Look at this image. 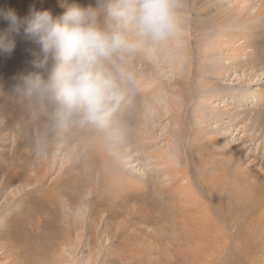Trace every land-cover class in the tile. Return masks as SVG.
Instances as JSON below:
<instances>
[{
  "label": "rangeland",
  "instance_id": "obj_1",
  "mask_svg": "<svg viewBox=\"0 0 264 264\" xmlns=\"http://www.w3.org/2000/svg\"><path fill=\"white\" fill-rule=\"evenodd\" d=\"M59 1L0 12L58 15ZM201 2L179 0L177 37L132 58L105 129L16 101L36 47L22 32L0 54V264H192L195 248L219 262L255 244L264 259V17L219 27ZM232 47L244 55L230 67Z\"/></svg>",
  "mask_w": 264,
  "mask_h": 264
},
{
  "label": "clouds",
  "instance_id": "obj_2",
  "mask_svg": "<svg viewBox=\"0 0 264 264\" xmlns=\"http://www.w3.org/2000/svg\"><path fill=\"white\" fill-rule=\"evenodd\" d=\"M61 14L30 8L21 18L0 12V54L11 55L16 36L36 47L31 71L16 79L18 103L57 114L79 126L109 127L127 102L132 58L178 35L179 0H95L86 6L60 0Z\"/></svg>",
  "mask_w": 264,
  "mask_h": 264
},
{
  "label": "bare ground",
  "instance_id": "obj_3",
  "mask_svg": "<svg viewBox=\"0 0 264 264\" xmlns=\"http://www.w3.org/2000/svg\"><path fill=\"white\" fill-rule=\"evenodd\" d=\"M197 1H202L201 2L202 5L197 7L196 3H194V5H196V6H193L192 10H197L201 13H205L206 17L208 16V21L212 22V23L214 22V24H218L219 27H222L224 25L235 27L237 25H242L243 23H249L251 21H255L256 19L264 17V0H197ZM254 1H256V2L261 1V2H259L261 5H260V7H258L259 9L257 8L258 11L257 12L255 11L256 13L252 14V12L250 13V10L253 9L254 8L253 5L256 4V2L254 3ZM68 2L69 3L75 2V3H79L81 5H84V6H86L88 4H93V5L95 4V0H68ZM58 4L60 5V1L58 2ZM254 10H252V11H254ZM63 11H64V9L61 8L60 13H62ZM178 25L180 28H183V22L179 21ZM240 41H241V43L239 42L240 43L239 45H241V44L245 45V42L242 39ZM227 44H231V43H227ZM230 50L228 51L230 53L227 54V60L232 61L231 65H230V67H232L234 65V62L239 63L238 61L242 60L241 56H243L244 54L242 53L243 49L241 50V49H236V48L232 47ZM178 51L180 53H182V51H183L182 47H179ZM221 53H223V52H221ZM251 59H252V57H251ZM248 63L244 62V64H248ZM225 65H226V63H225ZM224 66H222V67H224ZM250 66L251 65H249V67ZM215 69L216 70H214V71L218 72L220 70V67L217 66ZM222 70H224V69L222 68ZM173 94H174V92H173ZM232 99H233V94H231V98L227 99V101H226L227 103L224 104L223 108L226 109V107H229V106L231 107V104L234 102V101H232ZM176 102L178 103V101H176ZM216 103L217 102H214L213 104H215V105L210 106L211 111L215 107L218 106V104H216ZM228 113H230V112L224 111V112H221L219 114L214 113L213 115L218 117L219 119H221L222 116L224 117ZM192 227L193 226H190L189 231H188V228H186V233L184 235H182V240L185 238L186 234L188 236L185 239H187L191 235ZM224 234H225V232L223 233L222 231H219V236L221 238L226 237V235H224ZM199 240H200V243H202V244L206 242V238H205L204 234L201 235ZM247 243L248 242H246L245 244H247ZM257 245L258 244H255L252 248L239 246L238 247L239 248L238 253H234L230 257H227L225 259H221L219 262H218V260H219L218 257L221 255L220 252L212 253L211 255H209L204 249L195 248L194 253L191 255L189 260L192 262V264H264V259H261L262 255L258 254V251H257L258 246ZM263 247H264V245H262V248Z\"/></svg>",
  "mask_w": 264,
  "mask_h": 264
}]
</instances>
